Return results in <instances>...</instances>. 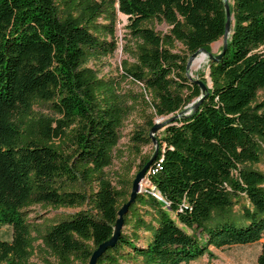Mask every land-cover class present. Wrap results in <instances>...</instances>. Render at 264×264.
I'll return each instance as SVG.
<instances>
[{
	"label": "trees",
	"instance_id": "16d2710c",
	"mask_svg": "<svg viewBox=\"0 0 264 264\" xmlns=\"http://www.w3.org/2000/svg\"><path fill=\"white\" fill-rule=\"evenodd\" d=\"M228 8L231 34L208 61V87L202 74L188 78L186 63L222 38L221 0H0V227L12 231L0 264H88L129 198L130 166L114 186L104 170L136 111L145 124L130 138L137 154L155 118H176L156 138L148 188L96 264H188L262 239L264 174L250 165L264 144V0ZM118 14L126 57L116 76H99L117 50ZM35 206L76 211L35 223Z\"/></svg>",
	"mask_w": 264,
	"mask_h": 264
},
{
	"label": "rangeland",
	"instance_id": "374dc122",
	"mask_svg": "<svg viewBox=\"0 0 264 264\" xmlns=\"http://www.w3.org/2000/svg\"><path fill=\"white\" fill-rule=\"evenodd\" d=\"M229 3L230 0H227ZM127 24V18L123 15H117V21L115 26V36L117 38V50L113 53L112 56L107 57L102 60V63L95 67L99 76H116L119 65L125 55L122 53V47L124 45V35L126 34L125 25ZM156 30L164 31L165 26H157ZM223 46L222 38H219L217 41L212 43L209 46V50L206 51L212 55L217 54ZM204 55V56H203ZM204 57V60L199 64L198 59ZM196 64V65H195ZM189 74L193 79L197 78L198 74H202L203 78L206 80L207 85H210L208 78V57L204 53H200L191 65L189 69ZM136 90V89H135ZM256 103H262L264 105V89L258 91ZM264 110V108H263ZM36 115L44 116H54V114L46 106H37L34 108ZM148 115V111L146 112ZM172 116L164 118H155V121L161 122L166 126ZM145 128V124L142 117V111L133 112L131 116L125 121L123 127L120 129V138L115 147L114 159L112 165L104 170L105 178L111 182L114 186L116 185L117 176L123 166V162H126V165L130 166L129 177H134L137 172L140 170L139 165L144 157H152L154 153V145L151 143L149 145L140 147L139 154L135 153L131 147L132 143L130 141L131 136L135 130H142ZM165 128H161L155 138H159L160 134L163 133ZM120 160V161H119ZM250 167L262 174H264V144H261V155L259 162L250 165ZM148 188V184L143 180L141 183V190ZM147 210H149L146 207ZM28 218H30L35 223H40L43 221H53L55 219H60L65 215H71L76 210L75 209H59L54 210L51 207H40L35 206L30 209ZM140 212H142L140 210ZM145 220H149L148 217H145ZM11 227L2 226L0 227V239L4 241H10L11 239ZM264 244V235L260 241L257 243L247 244V245H234L226 247L223 249H214L210 248L208 253L201 256L199 259L192 261L188 264H255L256 257L260 252L261 245ZM36 261V259H32Z\"/></svg>",
	"mask_w": 264,
	"mask_h": 264
},
{
	"label": "water",
	"instance_id": "95a60500",
	"mask_svg": "<svg viewBox=\"0 0 264 264\" xmlns=\"http://www.w3.org/2000/svg\"><path fill=\"white\" fill-rule=\"evenodd\" d=\"M223 3V8H224V13H225V24H224V32L222 35V41H223V46H222V50L220 52L223 53V51L226 48V43L227 40L231 34L230 29H231V25H230V21H231V15L229 12V8H228V2L227 0H221ZM200 53H204L207 55L208 57V61H212V60H217L218 57L220 56V54L213 56L212 54L206 52L205 49H200L198 50L196 53L192 54L186 63V69L188 71V78L191 79V76L189 74V69L191 68V65L193 64V62L195 61L196 57L198 55H200ZM204 56V55H203ZM196 84H198V86L201 88V95L205 96L208 87H210V85L207 87L205 86L202 82L200 81H194ZM198 104L195 105H190V107L195 110ZM176 117L170 118L168 119V121L173 120ZM164 127V124L158 121H155L152 125V127L149 130L148 133V137L150 138L152 144L154 145V153L152 155V157L144 164V166L141 168V170H139L137 172V174L134 176L132 183H131V189H130V194H129V198L128 201L122 205V207L118 210L117 212V220L115 222V225L113 227V234L112 236L105 242H103L102 244H100L91 254L90 259L88 261V264H96V261L98 260V258L109 248L113 247L115 242L117 241V238L120 234V231L122 229V225H123V216L125 215L126 211L128 210V208L130 207V205L134 202L135 198L137 197V195L140 193L141 191V183L144 180L145 176L147 175V172L149 170V167L151 165V163L153 162V160L155 159L156 155H157V151H158V145H157V141L155 138V135L157 134V132Z\"/></svg>",
	"mask_w": 264,
	"mask_h": 264
},
{
	"label": "bare ground",
	"instance_id": "6f19581e",
	"mask_svg": "<svg viewBox=\"0 0 264 264\" xmlns=\"http://www.w3.org/2000/svg\"><path fill=\"white\" fill-rule=\"evenodd\" d=\"M203 60H204V57L202 56V57H200V58L198 59V63L200 64ZM195 65H196V64H195Z\"/></svg>",
	"mask_w": 264,
	"mask_h": 264
}]
</instances>
